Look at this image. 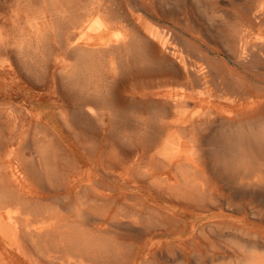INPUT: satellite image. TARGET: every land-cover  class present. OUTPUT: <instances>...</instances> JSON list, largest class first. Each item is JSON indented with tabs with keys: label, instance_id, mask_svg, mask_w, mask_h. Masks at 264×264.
I'll list each match as a JSON object with an SVG mask.
<instances>
[{
	"label": "bare ground",
	"instance_id": "1",
	"mask_svg": "<svg viewBox=\"0 0 264 264\" xmlns=\"http://www.w3.org/2000/svg\"><path fill=\"white\" fill-rule=\"evenodd\" d=\"M113 2L54 0L53 23L46 12L25 22L16 16L0 33V58L20 65L26 76L38 84L43 82L52 63L62 67L54 81L61 88L57 91L63 101L60 116L75 133L84 151L83 162L91 165L95 173L104 178L118 176L127 184L129 181L138 184L141 179L158 182L157 175L161 178V172L167 169L165 163L175 145L174 134L179 127L188 129L171 119L174 111L188 107L197 95L212 97L216 93L219 100L234 102L248 92L242 80L223 76L220 66L204 49L177 30L156 24L142 30L137 22L131 21L129 11L125 13ZM263 7L264 0H258L254 7L245 6L252 13V21H262ZM232 30L237 46L229 53L237 64L256 67L264 61V36L253 35L247 24H234ZM217 34L211 37L217 40L221 37ZM155 49L162 55L158 56ZM207 49L213 52L212 47ZM126 84L135 91L140 88L142 99L151 100L148 117L140 122L138 132L122 135L123 140L118 143L99 139L84 130L83 126H97L105 131L112 124L113 130H118L117 122L123 114L118 90ZM69 101L73 103L71 109L67 107ZM214 107L218 105H212L207 116L214 114ZM3 117L6 122L16 119L15 111L0 103V208L6 211L8 219L17 227L21 223L25 226L33 244L51 264L117 263L118 256L122 257L120 262L130 264L131 259L114 244L127 235L129 228L140 224L142 211L137 205L127 202L111 221L91 214L90 209H100L102 202L112 198L97 185L98 179L93 175L84 177L76 155L67 154L43 129L24 128L16 121L8 125L2 121ZM218 117L229 118L215 114ZM202 142L200 133L192 132L189 143L192 156H197L185 157L178 164L184 184L178 194L183 197L205 198L215 186L202 159ZM214 153L218 177L238 170L242 156L237 153L235 143L224 141ZM244 159L249 162L251 156ZM119 170L123 175L116 174ZM63 212L71 220L69 228L54 232L57 225L51 221ZM97 230L112 239L96 235Z\"/></svg>",
	"mask_w": 264,
	"mask_h": 264
},
{
	"label": "rangeland",
	"instance_id": "2",
	"mask_svg": "<svg viewBox=\"0 0 264 264\" xmlns=\"http://www.w3.org/2000/svg\"><path fill=\"white\" fill-rule=\"evenodd\" d=\"M12 1L0 0V33L3 26L11 24L16 16L25 22L46 12L52 21L54 0ZM173 1L114 0L113 3L125 13L129 11L131 21L137 22L142 30L155 24L177 30L180 35L203 48L220 66L223 76L242 80L248 94L238 96L234 102L219 100L216 93L212 97L197 95L191 99L188 107L175 110L171 119L188 126V129L175 128V145L169 151L171 161L165 163L167 169L161 172V178L157 175L158 182L141 179L138 184L132 181L127 184L118 176L104 178L100 173H95L91 165L83 162L84 151L75 133L60 116L63 101L57 91L61 88H57L54 81L62 67L55 63L50 65L43 82L38 84L26 76L20 65L0 58V103L5 108L13 109L16 118L6 122V117H3L2 121L8 125L16 121L21 127H32L33 130L38 126L55 139L67 154L76 155L81 161L84 177L93 175L95 178H92L98 179L97 185L112 195V198L102 202V208L90 209L91 214L111 221L127 202L137 205L142 211L140 224L129 228L119 243L114 241L117 250H122L124 256L131 259L130 264H264V61L257 63L256 67L237 64L229 53L231 48L237 46L231 36L234 24H247L253 30V35L264 36V7L262 21H252V13L245 6L254 7L258 0ZM41 26L45 27V23H41ZM217 33L221 34L217 40L211 37V34ZM211 38L215 40L210 41ZM208 46L213 48V52L207 49ZM155 52L158 56L162 55L159 49H155ZM138 91L140 88L135 91L130 84L119 88V106L123 114L117 122L118 130H113V124L105 131L97 126L82 128L88 129L90 134L99 139L108 138L118 143L122 135L137 133L138 125L140 129V122L148 117L151 105V100L142 99ZM214 104L218 105L214 107V114L207 116V111ZM67 107L73 108L72 101ZM215 114L229 118H215ZM192 132L200 133L203 137L202 159L215 185L213 191L208 190L205 198L178 194V189L184 186L178 173V164L184 162L182 160L185 157L197 156H192L193 149L189 143ZM224 141L235 143L237 153L242 157L237 164L238 170L218 177L215 170L219 165L214 151ZM245 156H251L249 162L243 160ZM116 174L123 175V171L119 170ZM162 178L167 179L162 181ZM171 185L176 186L171 188ZM66 216L65 212L59 213L51 221L57 225L54 232L69 228L71 220ZM95 234L112 239L100 230L95 231ZM121 258L118 256L117 263L99 261L88 264H126L120 262ZM0 264H51L33 244L25 226L21 223L17 227L1 208Z\"/></svg>",
	"mask_w": 264,
	"mask_h": 264
}]
</instances>
